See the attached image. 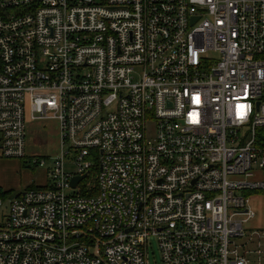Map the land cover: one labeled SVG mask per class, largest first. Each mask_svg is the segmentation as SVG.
I'll list each match as a JSON object with an SVG mask.
<instances>
[{
  "label": "built area",
  "instance_id": "built-area-1",
  "mask_svg": "<svg viewBox=\"0 0 264 264\" xmlns=\"http://www.w3.org/2000/svg\"><path fill=\"white\" fill-rule=\"evenodd\" d=\"M2 158L46 183L0 197V264H264V0H0Z\"/></svg>",
  "mask_w": 264,
  "mask_h": 264
},
{
  "label": "rangeland",
  "instance_id": "rangeland-1",
  "mask_svg": "<svg viewBox=\"0 0 264 264\" xmlns=\"http://www.w3.org/2000/svg\"><path fill=\"white\" fill-rule=\"evenodd\" d=\"M152 127H148V135ZM59 150V139L56 123H27L25 132V152L28 156H43L46 158V164L49 165ZM256 180L264 182V170L254 169ZM97 172L92 171L87 183L94 185ZM85 181V182H86ZM46 183L45 173L42 169H35L21 165L20 160L0 159V189L5 193L4 207L9 200L18 195L21 191L30 187H41ZM249 208L255 212L254 219L244 224L247 232L264 230V190L258 193L250 194ZM6 209L4 208V211ZM264 248V239L261 240ZM254 244V243H253ZM148 245V264H160V256L157 243L154 238H150ZM254 260V256L251 257ZM264 259V257H263Z\"/></svg>",
  "mask_w": 264,
  "mask_h": 264
},
{
  "label": "water",
  "instance_id": "water-1",
  "mask_svg": "<svg viewBox=\"0 0 264 264\" xmlns=\"http://www.w3.org/2000/svg\"><path fill=\"white\" fill-rule=\"evenodd\" d=\"M195 19H196V18H194L193 21H194ZM84 177H85V176L78 177V178H74V179L72 180V182H71V186L74 188V187L77 185V183H78L79 181H81Z\"/></svg>",
  "mask_w": 264,
  "mask_h": 264
},
{
  "label": "trees",
  "instance_id": "trees-1",
  "mask_svg": "<svg viewBox=\"0 0 264 264\" xmlns=\"http://www.w3.org/2000/svg\"><path fill=\"white\" fill-rule=\"evenodd\" d=\"M5 193L2 192V190H0V197H4Z\"/></svg>",
  "mask_w": 264,
  "mask_h": 264
},
{
  "label": "crops",
  "instance_id": "crops-1",
  "mask_svg": "<svg viewBox=\"0 0 264 264\" xmlns=\"http://www.w3.org/2000/svg\"><path fill=\"white\" fill-rule=\"evenodd\" d=\"M1 190V189H0ZM261 245L263 246V244H262V242H261ZM263 248V247H262ZM264 249V248H263ZM263 257H264V254L262 255V261H263V263H264V259H263Z\"/></svg>",
  "mask_w": 264,
  "mask_h": 264
}]
</instances>
